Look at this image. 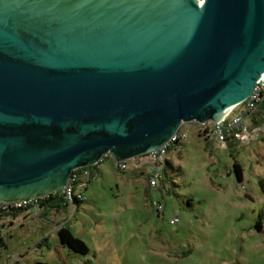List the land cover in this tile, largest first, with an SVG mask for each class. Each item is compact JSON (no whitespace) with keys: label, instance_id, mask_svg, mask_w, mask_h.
I'll list each match as a JSON object with an SVG mask.
<instances>
[{"label":"water","instance_id":"95a60500","mask_svg":"<svg viewBox=\"0 0 264 264\" xmlns=\"http://www.w3.org/2000/svg\"><path fill=\"white\" fill-rule=\"evenodd\" d=\"M263 75L264 0H0V203L218 122Z\"/></svg>","mask_w":264,"mask_h":264},{"label":"rangeland","instance_id":"374dc122","mask_svg":"<svg viewBox=\"0 0 264 264\" xmlns=\"http://www.w3.org/2000/svg\"><path fill=\"white\" fill-rule=\"evenodd\" d=\"M204 129L212 133L213 122L182 124L187 136L168 151L154 189L150 166L136 178L137 169L120 171L102 157L78 204L41 218L35 208L23 218H0V264H264V134L223 150L213 135H199ZM152 202L162 206L160 215ZM63 226L87 254L59 243Z\"/></svg>","mask_w":264,"mask_h":264},{"label":"built area","instance_id":"2783aa9c","mask_svg":"<svg viewBox=\"0 0 264 264\" xmlns=\"http://www.w3.org/2000/svg\"><path fill=\"white\" fill-rule=\"evenodd\" d=\"M263 102L264 75L256 82L252 93L246 100L228 109L218 122H213L212 133L204 129L200 132L201 135L207 139H210L213 135L214 141H216L219 148L223 150L228 148V142L230 140L237 142L239 145H244L250 143L254 139H258L259 135L264 134V115L259 114V108ZM206 124L207 122L200 125L206 126ZM186 136L187 132H182L179 129L177 133L160 148L144 155L117 162L116 166L120 171H125L128 167L140 169L145 165L150 166L153 169V175L148 177V186L154 189L157 186V182L161 175L160 172H162L165 161L167 160L168 148L171 146L175 147L176 143L185 139ZM102 157L108 158L109 155H104ZM90 169L91 167L74 170L68 183L56 193L63 199L65 204L68 205L72 203L73 200L81 201L84 199L83 190H85L87 186L85 180L89 177ZM48 196L49 195L12 203H0V211H7L9 208L24 209L27 206L39 211L41 209L40 201L48 198ZM151 205L158 213L162 212V206L159 203L152 202ZM177 222L178 216L175 214V216L169 220V224L174 225Z\"/></svg>","mask_w":264,"mask_h":264},{"label":"trees","instance_id":"16d2710c","mask_svg":"<svg viewBox=\"0 0 264 264\" xmlns=\"http://www.w3.org/2000/svg\"><path fill=\"white\" fill-rule=\"evenodd\" d=\"M259 114L264 115V102L261 105V107L259 108ZM199 135H201V133H199ZM179 143L180 142L176 143L175 146H177ZM172 148H173V146L168 148V150H170ZM165 165H169L168 159L165 161ZM234 171L236 173L237 178L240 181L241 180V172H240V167L237 164H234ZM79 202L80 201L73 200L72 203L78 204ZM40 207H41V209L38 211V217L39 218L48 215V213H50L51 211L58 212L60 209L68 207V205L65 204L63 199L55 193V194L49 195L48 198H45L44 200L40 201ZM30 209H32V208H30L29 206L25 207L24 209L9 208V209H7V211H3V212L0 211V218L7 217V216L15 218V217L19 216L20 214H22V213H24ZM157 214L160 215L161 213L157 212ZM56 234H57V238L59 240V243L62 246L68 248L70 251H72L74 253L81 254V255H85L88 253V248H87L86 244L82 240L74 237L71 234L69 228H67L65 226L60 227L57 230ZM0 244H2V241H0ZM31 264H49V263L41 262V261H34Z\"/></svg>","mask_w":264,"mask_h":264},{"label":"crops","instance_id":"0c3cea01","mask_svg":"<svg viewBox=\"0 0 264 264\" xmlns=\"http://www.w3.org/2000/svg\"><path fill=\"white\" fill-rule=\"evenodd\" d=\"M236 144H238L237 142H235V141H232V140H230L229 142H228V147H230V146H233V145H236ZM239 145V144H238ZM105 159H108V158H105ZM115 163H117V162H115ZM100 162L96 165V168H93V167H91V169H90V171H89V177H87L86 178V182L88 183L90 180H95L96 178H97V176L99 175V172H100ZM139 170L140 169H137L136 170V172L134 173L135 174V176H136V178H137V176H141V175H139V174H141V173H138L139 172ZM133 173V172H132ZM138 174V175H137ZM137 180V179H136ZM87 189V186H86V188H85V190ZM85 190H83V191H85ZM83 196H84V194H83ZM68 206H69V204H68ZM31 213V210H28V211H26V212H24V213H22V214H20L19 216H17V217H15V218H19V217H25V216H27V215H29ZM4 218V217H3ZM7 218V221H10V219H14L13 217H10V216H7L6 217ZM9 224H11V223H9Z\"/></svg>","mask_w":264,"mask_h":264},{"label":"bare ground","instance_id":"6f19581e","mask_svg":"<svg viewBox=\"0 0 264 264\" xmlns=\"http://www.w3.org/2000/svg\"><path fill=\"white\" fill-rule=\"evenodd\" d=\"M227 112V111H226Z\"/></svg>","mask_w":264,"mask_h":264}]
</instances>
